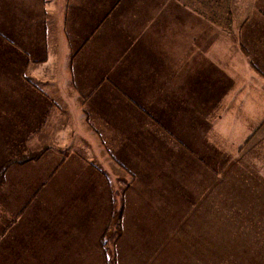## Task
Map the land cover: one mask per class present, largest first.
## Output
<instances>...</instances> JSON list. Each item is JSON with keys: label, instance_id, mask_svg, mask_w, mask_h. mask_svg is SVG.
<instances>
[{"label": "rangeland", "instance_id": "rangeland-1", "mask_svg": "<svg viewBox=\"0 0 264 264\" xmlns=\"http://www.w3.org/2000/svg\"><path fill=\"white\" fill-rule=\"evenodd\" d=\"M179 1L185 4L186 15L171 5L175 10L164 7L163 12H156L160 18L153 21L167 27H162L163 34L171 46L183 45L176 42L179 33L190 45L197 43L195 37L205 43L218 32V48L205 44L203 48H207L202 50L203 57L213 58L217 66L198 72L187 63L186 80L190 83L181 98V91L175 89L180 76L149 75L157 84L162 80V89L167 88L161 93L164 97L151 103L150 98L128 97L131 93L119 88V84L133 85L141 77L139 73L128 72L110 85L98 76L99 81L87 85L88 93L75 91L78 97L57 84L52 87L45 70H37L32 75L36 81L28 82L35 88L28 86L25 78L10 74L11 67L4 68L3 63L16 59L23 66L24 58L1 48V10L10 11L14 0L8 5L0 0V170L8 159L30 157L35 161L17 173L6 174V187L0 177V234L6 231L8 218L15 222L22 219L21 225L15 226L16 235L44 234L46 225L40 220L66 219L71 207L69 212L74 211L75 218L62 224L75 234H88L74 249L84 252L83 259L78 258L83 264H264V75L251 57L247 59L251 77L262 82H251L252 99L245 103L242 65L249 52L241 48L238 32L233 34L238 48L230 47V36V46L226 44V32L231 31L235 19L239 31L243 1ZM194 12L202 13L201 23ZM130 62L136 63L134 59ZM145 62L141 63L145 70L157 66L154 60L153 65ZM163 66L167 72L169 66ZM41 87L48 93L43 95ZM29 89L41 95L40 103L35 99L39 96L26 94ZM75 101L76 106L91 107V113L98 109L97 118L90 120L94 125L116 117L120 133L107 127L99 131L107 141L120 134L124 142H137L123 145L132 150L136 146L137 151L127 170H148L140 165L152 163V170L161 177L137 178L125 167L116 168L115 162L104 164V158L91 163L101 170V177L81 181L65 177V171H59L63 177H54L49 171L50 155L41 154L45 146L38 142L67 138L75 131L81 123L80 114L69 108ZM135 109L142 113L138 129V116L131 112ZM109 111L114 113L112 117ZM109 159L107 155L105 160ZM74 181H80L75 188L82 191L58 192Z\"/></svg>", "mask_w": 264, "mask_h": 264}, {"label": "crops", "instance_id": "crops-1", "mask_svg": "<svg viewBox=\"0 0 264 264\" xmlns=\"http://www.w3.org/2000/svg\"><path fill=\"white\" fill-rule=\"evenodd\" d=\"M2 1L6 5L9 4V0ZM242 1L243 17L239 31L235 26V19L231 26L232 33L231 31L226 32V44L229 45L230 36L232 41H230L231 46H229L233 49L238 48L237 44L234 47L235 37L233 35L238 32L242 44L241 48L249 52V55L245 54V64L242 65L245 69L246 103L252 99L251 90L254 87H251V82L257 81L251 77L250 64L246 62L247 59L251 57L264 75V0ZM171 5H177L176 11L180 15L185 14L182 9L185 4L179 0H14V6L10 11L1 10L3 37L1 48L4 51L19 55L21 59L24 58V65L21 66L18 60L12 59L7 61V65L3 63V66L5 65L4 68L6 66L11 67L10 72L9 70L8 72L19 79L21 76L23 81L25 78V83L31 88L35 87L28 82L36 81L32 75L37 70H45L47 82L52 87L57 84L63 87V91L66 93L73 91V93L76 94L77 92L81 95L88 93L87 85L99 81L98 76H102L108 83L117 84L128 72L133 75L139 73L141 77L137 78L136 81L134 80L133 85L122 83L124 86L119 84V88L124 92L131 93L128 97L139 98V100L146 98V101L150 98L151 103L158 101L160 97H164L162 94L166 92L167 88L166 90L165 88L162 89L159 86L162 85V80L157 84L154 78L149 75H156L157 72L169 76L176 74L181 77V80L179 79L178 84L175 85V89L181 91L178 94L181 98L189 88L190 83L186 80L185 66L187 63L194 65L198 72L203 69L206 71L207 67L216 68L217 65L212 60L213 58L203 57L202 50L207 48H203L205 44H214L218 48L219 39L217 32L214 38L210 37L209 41H204L205 43L196 41L198 38L195 37L194 40L197 43L188 45L179 33L176 42L183 45L176 46L174 43L171 46L163 34V28L167 29V27L162 25V28L158 25V21H153L154 18L159 17L156 12H163L164 7L175 10ZM194 15L199 17V23H201L202 13L194 12ZM212 28L218 31L217 26ZM132 58L136 63L131 64ZM152 59L157 65L156 68L143 69L141 63L146 61L149 62V65L150 63L153 65ZM164 64L169 66L167 72L165 69L162 70ZM194 82L196 81L194 80ZM257 82L258 85L262 80ZM163 84L167 85V82H163ZM40 89L43 95L48 93L47 89L43 87ZM30 90L26 94L29 97L39 96L35 99L40 103L41 95ZM112 90L116 91L113 87ZM261 90L262 88H260ZM97 93L96 91L95 97ZM79 94L76 96L78 97ZM74 103L69 108L73 113L75 109L80 114L79 120L81 121L73 128L75 131L68 132L67 138L58 137L44 143L38 142L41 147L45 146L41 154L50 155L52 164L49 171L51 174L54 172V177H63V175L59 176V171H65V177L80 178L81 181L87 178L101 177V175L103 176L100 173L101 170L91 167V163H99L103 158L104 164L105 161L115 162L116 168L117 166L125 167L126 171L131 172L137 178H144L148 181L149 178L161 177L155 174V170H152L154 168L152 163L151 165H140L141 167H149L148 170L138 167L134 171L127 170V167L128 169L130 167L129 162L132 157L136 158L137 151L135 150L136 146L132 150L131 147L125 149V146L123 148V145H137V142L132 141L131 144L128 141L124 142L120 134L117 138L112 139L110 137L107 141L105 136H100L99 131L107 127L108 130L112 128L111 131L120 133L121 125L120 122H115L116 117H113L112 122L117 125L110 121L94 125L90 120L97 118L98 109L96 108L95 113H91V107L82 108L76 106V101ZM119 109L121 110V108ZM131 112L138 116L137 129L141 128L142 123L139 120L141 119L139 114L142 113L138 112L137 109L131 110ZM108 115L112 117L114 113L109 111ZM53 126H57L56 122L53 123ZM107 155L109 160H105ZM34 162L9 166L2 174V178L11 171H14L13 174L17 173V171L34 164ZM79 182L74 181L73 185L58 192H72L76 183L77 186H80ZM2 187H6L4 178ZM75 190L82 191L78 188ZM141 204L140 202L138 206ZM69 209L66 212V219H74V211L70 213ZM66 219L40 220L47 226L44 229L46 233L40 232L37 235L31 234L33 237H21L16 235L15 226L21 225L22 219H17L15 222V219L8 218L5 223L7 225L6 231L0 234V264H83L84 261H78V258L83 259L84 252H75L74 249L78 246L79 241L86 240L88 234H85L84 237L75 234L73 230L68 231L65 228V223L62 224L63 220ZM85 232H87L86 229ZM96 240L99 241V237H96Z\"/></svg>", "mask_w": 264, "mask_h": 264}, {"label": "trees", "instance_id": "trees-1", "mask_svg": "<svg viewBox=\"0 0 264 264\" xmlns=\"http://www.w3.org/2000/svg\"><path fill=\"white\" fill-rule=\"evenodd\" d=\"M32 158H28V157H24V158H21V159H15V160H11L9 162H7L3 167L2 169L0 170V177L2 176V174L4 173V171L11 165L15 164V165H24L25 163L31 161Z\"/></svg>", "mask_w": 264, "mask_h": 264}]
</instances>
